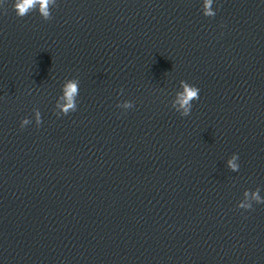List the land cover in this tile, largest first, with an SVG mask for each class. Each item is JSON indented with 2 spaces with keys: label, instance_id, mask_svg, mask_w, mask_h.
<instances>
[{
  "label": "clouds",
  "instance_id": "obj_1",
  "mask_svg": "<svg viewBox=\"0 0 264 264\" xmlns=\"http://www.w3.org/2000/svg\"><path fill=\"white\" fill-rule=\"evenodd\" d=\"M54 2V0H14L13 3V9L15 11V14L18 17H24L27 14H29L31 11L36 9L37 4H39V14L44 20H49L51 19V13L49 12V3ZM206 7H207V2H206ZM205 15L208 16H214V13L211 12H206ZM183 83V81H181ZM185 87V95L183 98V104L184 105H189L190 107V101L193 99H199V89L197 87H188V85H184ZM76 91V87L74 84H70L68 87V94L71 96L72 93ZM185 115H187V109L185 111ZM232 167L235 169V165H232ZM258 199V198H257ZM246 207L248 209L251 208V205H246L242 206Z\"/></svg>",
  "mask_w": 264,
  "mask_h": 264
}]
</instances>
